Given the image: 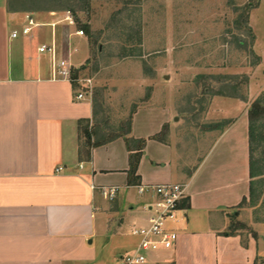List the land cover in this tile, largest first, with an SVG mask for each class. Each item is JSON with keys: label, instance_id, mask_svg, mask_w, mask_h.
I'll use <instances>...</instances> for the list:
<instances>
[{"label": "crops", "instance_id": "1", "mask_svg": "<svg viewBox=\"0 0 264 264\" xmlns=\"http://www.w3.org/2000/svg\"><path fill=\"white\" fill-rule=\"evenodd\" d=\"M26 3L0 0V264H105L106 238L148 224L146 206L155 196L138 193L146 185L183 184L187 191L175 247L145 264H216L218 246L233 241L241 249L225 230L229 211L250 195L248 121L240 118L214 138L194 170H178L172 142L159 138L170 122L164 111L138 109L130 133L114 137L97 125L92 96L79 100V86L54 80L51 57L38 50L55 45L58 58L81 67L73 63L83 44L75 39L83 37L79 29L61 22L66 14L59 20ZM27 16L39 26L13 38ZM103 187L120 188L113 202Z\"/></svg>", "mask_w": 264, "mask_h": 264}, {"label": "rangeland", "instance_id": "2", "mask_svg": "<svg viewBox=\"0 0 264 264\" xmlns=\"http://www.w3.org/2000/svg\"><path fill=\"white\" fill-rule=\"evenodd\" d=\"M26 1L58 19L71 11V31L83 29L73 62L83 64L73 69L94 81L97 125L115 135L140 108L170 114L159 138L172 142L178 170H194L236 120L249 127L251 105L264 97V0ZM42 31L48 43L52 29ZM255 193L227 215L225 234L241 249L218 246L216 264H264V184ZM134 241L127 230L106 238L103 262L134 251Z\"/></svg>", "mask_w": 264, "mask_h": 264}, {"label": "built area", "instance_id": "3", "mask_svg": "<svg viewBox=\"0 0 264 264\" xmlns=\"http://www.w3.org/2000/svg\"><path fill=\"white\" fill-rule=\"evenodd\" d=\"M28 26L21 31H14L13 38L19 36H30L32 30L38 27L33 18L27 16ZM61 22L75 25L74 15L67 11L65 18ZM77 35L84 36L83 30H78ZM39 53L49 55L52 61L53 79L58 81H68L79 86L80 93L77 99H83L86 94L93 96L94 81L92 78H74L73 67L65 60L58 58L55 45H42ZM102 194L113 202L120 191L119 187H103L100 189ZM186 185L166 184L157 186H139L140 195L154 194L153 202L147 204L146 210L151 214L146 226L134 228L133 236L139 238L136 249L120 258L119 264H145L148 256L159 251L172 250L179 238L180 225L185 220L182 215V203L186 199Z\"/></svg>", "mask_w": 264, "mask_h": 264}, {"label": "trees", "instance_id": "4", "mask_svg": "<svg viewBox=\"0 0 264 264\" xmlns=\"http://www.w3.org/2000/svg\"><path fill=\"white\" fill-rule=\"evenodd\" d=\"M249 10H247L248 14ZM248 18V15H247ZM247 21V19H246ZM84 29L89 33V27L85 26ZM83 30V29H82ZM74 78H79L78 69H73ZM249 119V153H250V177H251V186H250V202L251 200H256L257 194L255 189L258 185L264 184V149L260 152L259 149L264 148V97L257 99L252 105L248 112ZM131 119L128 123V129L124 133H120L114 136H122L123 134H129L131 131ZM88 142L91 145V134L89 132L85 133ZM110 137V136H109ZM113 137V138H114ZM142 145V144H141ZM143 146V145H142ZM142 146L140 149H142ZM138 159L132 160V169L131 173L135 175L137 169ZM255 204V201H253ZM247 203V199H244L242 203L236 207V209L243 207ZM186 206V199L182 203V207Z\"/></svg>", "mask_w": 264, "mask_h": 264}]
</instances>
